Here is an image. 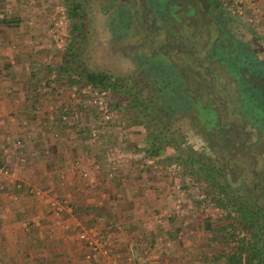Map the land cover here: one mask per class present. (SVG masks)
<instances>
[{
    "label": "crops",
    "instance_id": "crops-1",
    "mask_svg": "<svg viewBox=\"0 0 264 264\" xmlns=\"http://www.w3.org/2000/svg\"><path fill=\"white\" fill-rule=\"evenodd\" d=\"M8 17L19 22L0 23V162L12 173L0 177V262L102 264L104 257H86V246L74 235L83 227L93 228L120 264L208 260L205 255L188 257L182 245L189 240L175 234L181 225L163 215L169 199L160 188L163 181L146 163L151 159L109 151L106 131L91 136V126L74 110L77 105L65 101L72 82L56 86L59 80L46 75L44 65L54 52L49 34L44 40L43 30L29 34L34 41L39 38L35 44L27 39L28 26H37L38 18ZM28 19L35 22L27 26ZM66 114H72V121ZM110 160L115 170L109 168ZM31 186L62 201L58 214L55 204L32 194Z\"/></svg>",
    "mask_w": 264,
    "mask_h": 264
},
{
    "label": "flooded vegetation",
    "instance_id": "flooded-vegetation-1",
    "mask_svg": "<svg viewBox=\"0 0 264 264\" xmlns=\"http://www.w3.org/2000/svg\"><path fill=\"white\" fill-rule=\"evenodd\" d=\"M101 7L125 83L160 95L155 111L177 120L178 154L203 167L205 208L227 216L217 226L229 244L223 257L243 236L251 264H264V41L218 0H102ZM205 221L211 241L208 214Z\"/></svg>",
    "mask_w": 264,
    "mask_h": 264
},
{
    "label": "rangeland",
    "instance_id": "rangeland-1",
    "mask_svg": "<svg viewBox=\"0 0 264 264\" xmlns=\"http://www.w3.org/2000/svg\"><path fill=\"white\" fill-rule=\"evenodd\" d=\"M76 1L81 2V8L79 9L81 11L78 10L79 15L81 16L80 19L78 17L76 21H71L70 18L66 16L68 5H66L63 0H0V16L2 14L3 16L7 15V17L14 15L25 17L26 14H31L35 18H38L36 20L38 25L34 27L28 26L29 23L31 24L35 22L34 19H28L26 22L28 32L30 31L27 39H29L28 43L35 44L39 38L36 36L34 41V37L29 36V34L34 35L33 33L43 30V33L45 34L42 35L40 33L43 40L45 39L46 34H49L47 37L52 41L50 44L54 45V52L50 55V60L45 63L44 67L46 68L48 66V71H46V75H49L48 77L59 80L57 85L53 81L55 83H53L54 85H60L63 83V80L66 82H72L71 76L74 74L73 72L80 68L103 71L111 75L109 80L110 84L107 85L111 86L110 93L112 94V100L113 98H116L118 103L113 106V108L110 106L114 111L106 120L94 115L90 111L89 108L92 109V107L87 103V99H90L91 90L89 92L87 87L85 88V79H81L77 83L72 82L70 84L71 89L66 87L69 90L67 94L69 100L65 101H70L71 106L73 102L74 106L77 105L74 110L79 112L78 118L80 121L87 123V125L97 129L99 132H102L100 130L103 129L104 132L106 131L105 143L108 148H110L108 149L109 151L117 154V156H120L123 153V157L136 156L145 161L148 158L151 159L146 163L152 165L154 175L163 181V183L159 185L160 188L166 189L164 193H166V196L169 199L170 212H167L169 209L167 208L168 203H166L167 206L164 208L166 210L163 212V215L176 222L178 225H181L178 226L179 228H176L175 234L180 238L189 240L188 244H181L182 248L187 250V256L205 255L208 260H213L212 262H208L206 259L205 261H201V264H217L223 259L222 251L229 247V244L226 242L225 236L223 235V229H218L217 227L219 224L221 227L224 226L223 224L226 222L227 216L223 210H216L212 207L205 208L204 195L206 192V186L204 185V171L201 163L198 162L197 159L189 156L187 160L191 161L192 164L189 166L181 164L183 155L181 153L178 154L175 146L177 139L175 140V138H173L172 133L174 127L177 126V120L171 119L169 121L162 117L165 115H160L155 111L157 103L156 97L160 95L155 91L152 92L151 88L148 86H146V89L143 88L137 90L140 85L139 81H133L134 87L125 83L126 77H128L129 74L124 67L123 59L110 51L107 32L104 27L105 16L101 12L102 0ZM223 5L252 32L258 34L264 41V0H243L239 4L240 9L242 10L241 13L236 12V7L231 4L226 3ZM54 22L57 24H54ZM73 23L78 24L76 29L73 27ZM54 27H57V31L51 30V28L53 29ZM59 30L63 33H58ZM71 38H74L72 41L75 55L73 60L68 63L72 69L66 70L62 68L64 63H66L62 56L64 49L66 45L69 44ZM45 41L47 44L49 43V41ZM46 55L48 56L49 54L46 53L45 56ZM112 81L115 83L114 85L111 84ZM126 86L129 87V91L136 94L134 96L141 97L142 101L137 99H131L132 101H130L129 98L131 96H129V94L127 96L125 92ZM147 89H149V91ZM72 92L75 97L74 99H71ZM62 94L65 95L63 90ZM145 97L148 99L146 100ZM47 103H45V107L49 109L50 104L48 105ZM160 104L162 105V102H160ZM65 119L72 121V114H66ZM158 119L163 120V122L166 123V129L172 133V138H170L168 143L164 144L163 148L160 149L156 155L149 156L146 154V149L148 150V148H150L152 138L148 134L149 132L156 133L157 127H159L157 124H160V121L157 122ZM185 133L186 130L184 131V134ZM98 136L101 137L99 133L94 135V137ZM187 136L190 137V134L187 133ZM90 139L95 140L92 138ZM101 139H103V137ZM180 147H183V145H180ZM39 154H41L40 151ZM3 164L7 166L5 162ZM8 170L10 171V174H12L9 168ZM185 175L188 180L189 178L191 179L189 180L191 182L188 184H181L179 179H181V176L184 177ZM174 179H178L177 182L181 184L183 190L186 189L185 195L181 197L182 200L176 209L173 207L175 195L174 192H171L174 186ZM64 182L58 181V184L62 185ZM38 187L39 186H31L30 189H38ZM38 190L41 192L40 189ZM32 194L40 200L48 201L50 204L56 203L55 205L57 206L62 205V201H59V199H50V197H45L44 195L35 192ZM54 200H56V202ZM168 214L169 216H167ZM206 214L210 216L213 225L212 227L215 230V235L211 238V241L205 239L204 235L206 230ZM238 232L241 231L239 230ZM76 233H74V235H76ZM69 234L73 233L69 232ZM193 237H195V241L198 242L194 243L192 239ZM91 257H93L92 253H90L88 259ZM83 259H85V257H83ZM187 261L190 262L189 260ZM0 264H5V262L3 263L2 260ZM102 264H105L104 260L102 261Z\"/></svg>",
    "mask_w": 264,
    "mask_h": 264
},
{
    "label": "trees",
    "instance_id": "trees-1",
    "mask_svg": "<svg viewBox=\"0 0 264 264\" xmlns=\"http://www.w3.org/2000/svg\"><path fill=\"white\" fill-rule=\"evenodd\" d=\"M63 1L66 3V5H68L66 16L70 18L71 21H76L78 17L80 19L81 15H79L78 10L80 9L81 5L79 1H76V0H70V1L63 0ZM18 22H19V19L17 18L7 17L6 15L3 16L2 14L0 16V23L4 24L5 27L10 26V25H15ZM77 25H78L77 23H73V27L75 29ZM56 29L57 27H54L53 31H57ZM72 39L74 38H71L69 44L66 45L63 56H62V58H64V61L66 62L64 63L62 68L66 70L72 69L68 63L73 60V57L75 55L74 50H73ZM73 73L74 74H72L71 80L72 82H75V83H77L81 79H85L86 81L90 82L94 88L100 87L105 84H110L109 80L111 78V75L103 71H97V70L94 71V70L80 68L79 70L74 71ZM131 99H135V100L137 99V100L142 101L141 98L137 96H132ZM117 103L118 101L116 100V98H113V100L111 101V106H115L117 105ZM158 121H160V124L159 125L157 124V126L159 127H157L156 133L149 132L148 134L152 138V143L150 144V148H148V150L146 149V154L149 156L156 155L160 151V149L163 148L164 144L168 143L170 138H172V133L167 131L166 129V126H165L166 123L163 122V120L158 119L157 122ZM175 146L177 147V145ZM181 161L185 165L188 164V161H185L184 159ZM190 162L191 161H189V163ZM216 199H217L216 197H212V200L214 201V203H218V200ZM230 237H233V236L230 235ZM217 264H251V252H250L248 241L244 239L243 236H240L237 239V243L233 245L230 251L225 253L223 259Z\"/></svg>",
    "mask_w": 264,
    "mask_h": 264
},
{
    "label": "built area",
    "instance_id": "built-area-1",
    "mask_svg": "<svg viewBox=\"0 0 264 264\" xmlns=\"http://www.w3.org/2000/svg\"><path fill=\"white\" fill-rule=\"evenodd\" d=\"M220 3L222 4H231L234 7H236V12L241 13L242 10L240 9L239 4L243 1V0H218ZM54 24H57L56 22H54ZM56 26V25H55ZM51 30H53L51 28ZM58 33H63L62 31H58ZM88 91L90 92L91 90V95H90V99H87V103L89 104V106L92 107L89 108L90 111L94 114L97 115L98 117L103 118L104 120H106L108 117H110L111 113L114 111L112 108L113 106H111V101H112V94L110 93V85H102L100 87H96V88H92V84L88 81L85 82ZM112 108H111V107ZM89 111V110H88ZM96 131L97 129L91 127L90 128V134L91 136L96 135ZM109 168L111 170H115L116 169V163L114 160H110V162L108 163ZM10 175V171L8 170V167H6L3 163L0 162V177L1 176H9ZM186 176V175H185ZM181 176V179H179V181H181L182 183L188 184L189 180H191L189 178ZM189 177V176H188ZM178 179H174V186H173V190H171V192H174L175 195V199H174V203H173V207L176 209V207L179 206L180 201L182 200L181 197H183L185 195V190L182 189L181 184L177 182ZM183 181V182H182ZM180 184V187H179ZM34 190V191H33ZM31 191L35 192V193H40V191L38 189H31ZM56 204V203H53ZM61 209L60 205H55L54 207V211L55 213H58V211ZM170 212V209L169 211ZM169 216V214L167 215ZM76 236L78 239H81L83 241V244L86 246V248L88 249V251L85 253L86 257L88 258L90 256V253H92L95 256H99V257H104V260L106 261L107 264H120L118 259H117V255L114 253H110L105 245V241L95 232V230L91 227H83L80 228L77 233Z\"/></svg>",
    "mask_w": 264,
    "mask_h": 264
}]
</instances>
